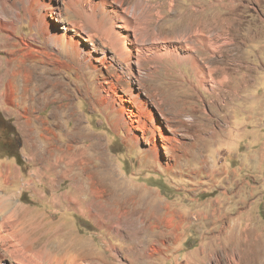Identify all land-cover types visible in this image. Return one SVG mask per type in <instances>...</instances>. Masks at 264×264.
<instances>
[{
  "label": "rangeland",
  "instance_id": "rangeland-1",
  "mask_svg": "<svg viewBox=\"0 0 264 264\" xmlns=\"http://www.w3.org/2000/svg\"><path fill=\"white\" fill-rule=\"evenodd\" d=\"M46 1L9 0V47L0 49V57L9 59L14 91L9 100L0 97V191L40 218L48 231L40 243L50 240L61 256L80 245L92 264H232L229 259L240 263V255L249 260L242 264H264V72L250 70L240 39L231 37L241 27L231 23L234 9H221L214 0H107L109 9L110 4L121 13L133 9L158 42L167 40V55L143 63L144 78L138 81L112 61V51L99 39V50L113 63L108 68H94L96 53L88 62L59 53ZM250 3L247 14L264 17L257 0ZM0 16L5 17L2 8ZM6 35L0 30L1 44ZM5 90L2 86L0 93ZM133 93L148 100L162 127L169 126L167 134L177 137L174 149L159 138L166 151L158 159L148 152L150 133L139 143L128 137L118 97L129 100ZM30 140L37 147L33 153ZM51 147L56 155L72 147L88 150L79 161H92L90 172L120 209L142 213L146 222L138 227L149 230L150 219L155 221L158 229L142 240L163 251L133 263L128 254L138 246L128 235L133 226L123 221L117 234L112 225L118 219L99 224L75 203L56 206V194L72 193L77 179L88 180L76 171L57 179V189L38 176L41 155ZM164 230L176 237L163 241Z\"/></svg>",
  "mask_w": 264,
  "mask_h": 264
},
{
  "label": "bare ground",
  "instance_id": "bare-ground-1",
  "mask_svg": "<svg viewBox=\"0 0 264 264\" xmlns=\"http://www.w3.org/2000/svg\"><path fill=\"white\" fill-rule=\"evenodd\" d=\"M145 1L148 2V0ZM120 4L122 3H119V5ZM8 5L9 0H0V8H2V13L5 15V17L0 16V30L8 33V35L4 37L7 43L1 44L2 39L0 38V49L9 47V21L6 19L9 13ZM108 6L109 3L107 0H47L46 7L50 18L47 19L48 29H54V37H52L57 43V47L58 45L60 46L59 53L73 57L84 56L83 58H85L86 62L91 59L94 53L99 54V56L97 55L94 57L96 61L94 64L95 69L99 67L108 68V65L113 64L112 61H115L120 65H125L139 81L144 78L143 63L154 59L162 60L167 55L165 54L167 46L164 44V40L166 43L167 40L165 38L163 42L161 40L158 42V38L155 34L149 32L145 24L139 23L138 17H135V13H132L134 11L133 9L131 10L132 12L128 11L130 9L126 11L122 5L120 6L121 9L126 12L121 13L117 5L110 4V9ZM144 13L146 14V12ZM63 15H66L64 19L61 17ZM51 19H56L60 21L61 24L55 25L50 21ZM92 22L95 23L94 26L91 25ZM96 39H99L103 47L109 48L112 51V61L108 60L107 51L99 50ZM4 63H7L8 67L3 70L4 73H2L3 71L0 72V88L4 86L6 90L4 93H0V97L9 100V95L12 96V93H14L12 84H9V59L5 61L0 57V66L4 65ZM135 72H137V75H135ZM118 98L121 108L120 111L125 117L126 125L129 128V138L139 143L144 139L146 134L148 135V133H150L151 137L149 139L148 152L157 159L159 155H161L163 149L166 151L164 142L160 144L159 138L173 145L171 147L172 149L175 148L173 142L177 141V137H172L167 134L165 128L169 130V126L166 124L167 126L164 128L162 127L155 112L149 108L148 100L141 99L139 93H133V95L129 97V100L125 99L123 96H119ZM28 145L29 147L31 146L32 153L37 151L36 144H33L31 140L28 141ZM58 147L60 148V146ZM72 148L62 150L63 152H59V154L56 155L53 152V147H51L47 154L43 157L41 155L40 158L43 167L39 168L37 171L38 176L50 179L53 186L57 189V179L64 180L72 178L76 171H79V174L76 175L77 177L81 176V172H84L83 174L88 180V182H86V180L78 182L77 179L74 182L75 191L62 195L56 194L53 198L54 204L62 207L63 202L75 203L79 212L90 215L91 217H96L99 224L105 223L107 220L118 219V223L116 222L117 224L112 225V228H114L117 234L121 233L120 225L125 221L128 226H133L128 235L131 236L132 239H138L137 247L131 246L129 250L127 249L130 258L134 256L133 263L140 259L146 262H148L149 259L152 260L155 254L163 251V248L158 246L160 248L159 250L156 246L147 247L142 237L146 233L149 235V232L154 234V231L158 229L154 224L155 221L152 219L153 222H151L150 219L149 230L142 229L143 227L141 225L138 227L139 222L143 224L146 222V218L144 219L141 217L142 213L134 212L128 207L120 209L121 203L117 200H113L109 189L95 180L96 172H90L89 167L92 161H79V156L87 155L88 150L80 149L73 151ZM39 153L40 152H38V154ZM33 157L34 155H32V158ZM77 157L78 159H76ZM61 165L64 166L59 170ZM168 167L171 169L173 166ZM87 193L90 199L84 198ZM31 212L32 211L29 209L21 208L16 201L13 202L9 198H6L3 192L0 191V264H86L85 261L91 259L79 251L80 245L77 247L76 245H72L71 248H67L68 251L66 253L62 252L65 254L61 256L60 253H56L58 251L54 252L49 247L50 240H48L47 243H40L41 239L46 236L48 231L43 229L40 218L38 216L35 217ZM139 214L141 215L138 216ZM163 227L169 226L165 224ZM61 230L62 229H58L57 232ZM170 236L176 237L175 231L164 230L160 232L159 235L162 240ZM112 247L114 249L116 248L114 245ZM204 252V249H201L199 251V257L203 255ZM235 259L236 258L233 257V259H229V261L234 262L232 264H242L243 261L249 262L248 257L244 259L241 255L239 258L240 263H236ZM90 264H92V261Z\"/></svg>",
  "mask_w": 264,
  "mask_h": 264
},
{
  "label": "crops",
  "instance_id": "crops-1",
  "mask_svg": "<svg viewBox=\"0 0 264 264\" xmlns=\"http://www.w3.org/2000/svg\"><path fill=\"white\" fill-rule=\"evenodd\" d=\"M214 1L221 2V9L222 7L234 9L235 14L230 19L231 23L241 25L242 28H237V34L231 35V37L235 38L236 36L235 39H240L241 54L250 70L254 73L264 72V17L259 19V17L247 14L246 9L250 7L252 0H231V5L224 0ZM257 2L264 8V0H257ZM255 23L259 27L257 32L253 30Z\"/></svg>",
  "mask_w": 264,
  "mask_h": 264
}]
</instances>
